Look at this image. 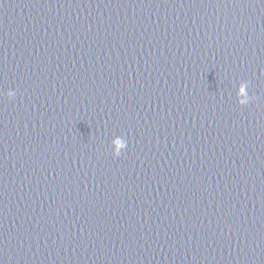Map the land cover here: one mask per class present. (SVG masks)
<instances>
[{
    "label": "water",
    "instance_id": "water-1",
    "mask_svg": "<svg viewBox=\"0 0 264 264\" xmlns=\"http://www.w3.org/2000/svg\"><path fill=\"white\" fill-rule=\"evenodd\" d=\"M0 264H264V0H0Z\"/></svg>",
    "mask_w": 264,
    "mask_h": 264
},
{
    "label": "clouds",
    "instance_id": "clouds-1",
    "mask_svg": "<svg viewBox=\"0 0 264 264\" xmlns=\"http://www.w3.org/2000/svg\"><path fill=\"white\" fill-rule=\"evenodd\" d=\"M247 87L248 85L246 83H241L239 90H238V96L240 97L239 103L242 105H246L249 103L251 97H249L248 92H247ZM11 95V93H9ZM114 144V152L113 154L115 156H119L122 152L127 147V141L125 139H122L120 137H117L113 140Z\"/></svg>",
    "mask_w": 264,
    "mask_h": 264
}]
</instances>
